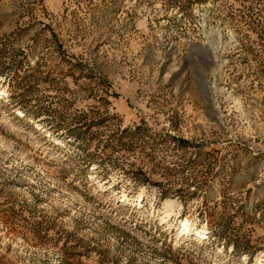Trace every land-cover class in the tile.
Returning <instances> with one entry per match:
<instances>
[{"label":"rangeland","instance_id":"374dc122","mask_svg":"<svg viewBox=\"0 0 264 264\" xmlns=\"http://www.w3.org/2000/svg\"><path fill=\"white\" fill-rule=\"evenodd\" d=\"M0 50V264H264V0H0Z\"/></svg>","mask_w":264,"mask_h":264},{"label":"trees","instance_id":"16d2710c","mask_svg":"<svg viewBox=\"0 0 264 264\" xmlns=\"http://www.w3.org/2000/svg\"><path fill=\"white\" fill-rule=\"evenodd\" d=\"M198 1H201V0H168V2H170L174 5H178L182 9H185L186 7L190 6V4L192 2H198ZM5 38H7V37L5 36ZM5 38H3V39L6 40ZM4 47H5V45H3L2 49H4ZM124 131H126L127 134L125 135L124 141L122 143V144H124V147L122 150H125L124 148H128L127 151H133L138 146V143H139V140L137 137L138 134L135 130L125 129ZM185 167L188 168V165L184 166V168ZM163 194L169 195V193H167V192H163Z\"/></svg>","mask_w":264,"mask_h":264},{"label":"bare ground","instance_id":"6f19581e","mask_svg":"<svg viewBox=\"0 0 264 264\" xmlns=\"http://www.w3.org/2000/svg\"><path fill=\"white\" fill-rule=\"evenodd\" d=\"M183 225H184L183 230H187V229L190 230V226L188 225V220H187V219H185V220L183 221ZM202 231H204V229H201V230H200V232H202Z\"/></svg>","mask_w":264,"mask_h":264}]
</instances>
